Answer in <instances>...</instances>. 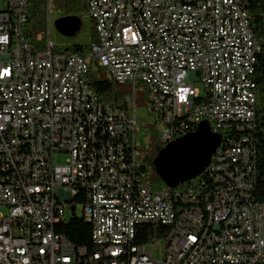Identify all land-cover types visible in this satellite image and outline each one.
Listing matches in <instances>:
<instances>
[{
	"label": "built area",
	"instance_id": "1",
	"mask_svg": "<svg viewBox=\"0 0 264 264\" xmlns=\"http://www.w3.org/2000/svg\"><path fill=\"white\" fill-rule=\"evenodd\" d=\"M83 3L95 39L78 54L49 40L35 51L28 0H0V264H264L252 134L261 45L244 0ZM49 12L46 0L48 26ZM91 67L129 88L126 111L99 101ZM139 86L163 144L202 124L220 136L195 179L149 183L148 159L136 148ZM113 132H125V144ZM135 185L144 186L145 209H137ZM65 203L96 221L90 250L55 233ZM147 225L165 227L163 238L137 243Z\"/></svg>",
	"mask_w": 264,
	"mask_h": 264
},
{
	"label": "trees",
	"instance_id": "2",
	"mask_svg": "<svg viewBox=\"0 0 264 264\" xmlns=\"http://www.w3.org/2000/svg\"><path fill=\"white\" fill-rule=\"evenodd\" d=\"M28 25L29 37L35 51L43 50L44 45L41 39L37 37L39 33L44 32L46 28V0H28ZM50 5L65 12L71 17L76 14L85 12L83 0H50ZM245 9L249 16V23L254 32V36L261 45V51L256 56L254 84L256 95V117L255 126L252 130L254 144L256 148V184L254 196L257 202H264V0H244ZM95 35L92 36L91 42L94 41ZM91 44V43H90ZM89 45H77L73 48H67L66 51L78 54H86ZM101 70L96 69L90 72L88 76V85L96 93L102 103L112 104L120 111L127 110V96L130 91L120 89L111 81L104 80L100 77ZM168 144H160L157 147V153L153 159H149L152 166L153 160L164 151ZM211 176L207 174L202 176V183H210ZM163 182L161 177L154 170V176L149 178L150 184H159ZM55 233L63 235L75 247H84L87 250L92 248L91 227L81 218L73 216L69 221L56 225ZM166 228L163 226H140L137 229L136 241L139 244L160 240Z\"/></svg>",
	"mask_w": 264,
	"mask_h": 264
},
{
	"label": "rangeland",
	"instance_id": "3",
	"mask_svg": "<svg viewBox=\"0 0 264 264\" xmlns=\"http://www.w3.org/2000/svg\"><path fill=\"white\" fill-rule=\"evenodd\" d=\"M1 8L2 5L0 4V9ZM68 16L71 15H67L65 14V12L56 9L55 5H50L49 26L46 13V28L44 32L39 33L37 35V37L42 40L44 46L46 45L48 40L51 41L58 50H66L67 48H73L77 45H89L91 43V38L93 35H95L94 26L90 23V20L85 15V12L76 14V17L79 18L81 21V27L79 31L75 34V36L66 37L59 33L55 26L56 20ZM94 70H96V68L91 67L90 72H93ZM100 77H102L104 80H108L113 83L110 74L106 70H101ZM196 86L199 90L202 89L201 85L197 84ZM126 88L129 90L127 86H120V89L122 90H125ZM135 107L136 117L138 121V132L136 134V148L139 152L145 155L148 160L153 159V156L157 153V147L163 143L159 140L157 130L155 126L151 123L149 93L147 88L139 86L135 89ZM155 159L152 162V166L150 165L151 163H149L150 161H147V175L149 178L154 176L153 163ZM55 161L56 163H61L63 161V156H57ZM153 185H164V182ZM64 207L65 221H69L73 216L77 218L82 217V207L80 205L76 206L74 213H72V211L70 210L69 203H65ZM159 244L163 245V241H160ZM156 258L158 257L156 256Z\"/></svg>",
	"mask_w": 264,
	"mask_h": 264
},
{
	"label": "water",
	"instance_id": "4",
	"mask_svg": "<svg viewBox=\"0 0 264 264\" xmlns=\"http://www.w3.org/2000/svg\"><path fill=\"white\" fill-rule=\"evenodd\" d=\"M60 34L73 37L81 27L77 17L56 20ZM220 136L209 132L202 124L194 133H189L168 144L153 163L154 170L164 184L176 187L199 176L209 165L212 154L219 147Z\"/></svg>",
	"mask_w": 264,
	"mask_h": 264
},
{
	"label": "bare ground",
	"instance_id": "5",
	"mask_svg": "<svg viewBox=\"0 0 264 264\" xmlns=\"http://www.w3.org/2000/svg\"><path fill=\"white\" fill-rule=\"evenodd\" d=\"M180 137H182V135H173L172 142H174ZM113 140H116V144H125V132H113ZM210 160H212V156ZM206 175L207 174H204L202 176H206ZM209 175L211 176V174ZM135 199L137 201V209H145L146 198H144V186L135 185ZM252 215H254V217H261V206L252 207ZM85 221L91 227V240L93 244H96V240H98V227H96V221H92V219H85ZM255 236H262V227H255ZM263 260H264V252H263ZM141 261H142L141 248H133V262H141Z\"/></svg>",
	"mask_w": 264,
	"mask_h": 264
}]
</instances>
